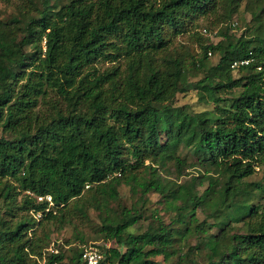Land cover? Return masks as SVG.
I'll return each instance as SVG.
<instances>
[{"label":"trees","instance_id":"obj_1","mask_svg":"<svg viewBox=\"0 0 264 264\" xmlns=\"http://www.w3.org/2000/svg\"><path fill=\"white\" fill-rule=\"evenodd\" d=\"M238 3L17 0L0 20V264H85L51 235L93 208L117 245L79 248L105 264H264V0L236 37ZM192 31L199 50L178 41ZM190 87L213 107L176 105ZM123 186L141 207L159 193L170 221L155 209L131 232L145 215ZM224 206L235 217L214 222Z\"/></svg>","mask_w":264,"mask_h":264},{"label":"rangeland","instance_id":"obj_2","mask_svg":"<svg viewBox=\"0 0 264 264\" xmlns=\"http://www.w3.org/2000/svg\"><path fill=\"white\" fill-rule=\"evenodd\" d=\"M263 0H239L238 3V9L237 12L232 17L233 21H238L240 28L235 31V36L239 37L242 33H245L247 29V34L250 33V28L256 25L255 20L253 19V11H256L258 9V4L262 3ZM18 14L17 9V0H0V20L3 22L10 23L12 21V17ZM207 26H210V22L206 19H201L198 22L197 28H194V32L196 31H203V29ZM216 30V29H215ZM193 31L183 37H179L178 41L181 42L183 45L188 46L190 45L191 48L194 47L196 50H199V45L195 41V36H192L191 34L194 33ZM213 33V32H212ZM211 33V37L215 35L214 33ZM215 37V36H214ZM215 41H218L219 38L215 37ZM189 46V47H190ZM212 63H216L218 61V56H213L211 58ZM104 65H108L105 62L100 63L99 66L104 67ZM235 76L239 75V72L237 70L233 73ZM198 78H191V81H196ZM176 105H188L192 109L196 111H202L205 109H211L213 107L212 103H202L199 101L198 98V90L194 89L193 87H190L188 90H186L183 93H179L176 99ZM190 172V176H185L184 178H181V180H176L174 176H170V183L168 184L167 188L165 189L164 197L167 200H171L177 195L178 185L179 183L183 182L184 180L190 178L192 174H197V170H194L193 168H190L187 170ZM261 176L260 173H258L256 176L253 177V179H258ZM209 184L206 182V184L202 187V190H205V188H208ZM215 191L213 190L214 187H212L209 192H212L213 195L220 200L221 198V186L216 185ZM138 195H133V193L130 191L129 187L123 186L121 188V201L124 205L127 207H132L133 205L137 204L139 207H141V204L137 203L138 201ZM164 198L156 192H151L146 201L145 204L141 207V210L144 212L145 218L141 219L137 224L132 226L130 228V231L133 233H143L148 229L150 224L153 221L152 213L155 209H158L162 215H165V220L167 222L170 221L171 214H166V211L163 210L164 204H163ZM38 215L37 217H39ZM233 218L235 217L234 208H227L224 206L221 211L218 213L217 216L213 218L214 222H223L225 218ZM78 221V228H67L62 231H54L51 235L52 238V244L51 248L54 247V243L58 244L61 243V245H65L64 247H71L74 248V251L76 253H79L82 248H79L80 245H82L81 237H85L87 240V243L97 242V243H103L106 246H116V242L109 241L105 242L104 238L102 237L100 233L101 229V219L99 216L98 211L93 208L89 211L86 218H77ZM193 257H196L198 259H203L200 256H197L196 254H193ZM43 264V263H42Z\"/></svg>","mask_w":264,"mask_h":264},{"label":"built area","instance_id":"obj_3","mask_svg":"<svg viewBox=\"0 0 264 264\" xmlns=\"http://www.w3.org/2000/svg\"><path fill=\"white\" fill-rule=\"evenodd\" d=\"M211 54V53H210ZM250 59H242L235 61L232 65L233 68L237 69L238 67L248 64ZM261 69V67H259ZM48 200H52L50 196L46 197ZM39 199H43V197H39ZM82 260L85 264H105L104 254L95 246H84L81 253Z\"/></svg>","mask_w":264,"mask_h":264}]
</instances>
